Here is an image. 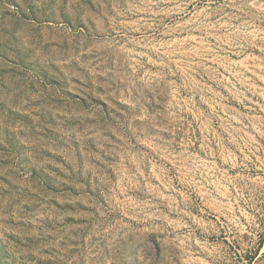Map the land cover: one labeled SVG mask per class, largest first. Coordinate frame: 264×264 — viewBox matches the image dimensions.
Here are the masks:
<instances>
[{"label":"rangeland","instance_id":"rangeland-1","mask_svg":"<svg viewBox=\"0 0 264 264\" xmlns=\"http://www.w3.org/2000/svg\"><path fill=\"white\" fill-rule=\"evenodd\" d=\"M190 1L0 0V264H264V0Z\"/></svg>","mask_w":264,"mask_h":264},{"label":"bare ground","instance_id":"bare-ground-1","mask_svg":"<svg viewBox=\"0 0 264 264\" xmlns=\"http://www.w3.org/2000/svg\"><path fill=\"white\" fill-rule=\"evenodd\" d=\"M204 1L205 0H193L192 2L190 1V4H187L186 7H185V11H190L191 7H192V9L194 7L198 8L200 6V3H201L202 4V9L199 10V12H198L199 13L198 14L199 17L203 18L204 20H212L214 18L213 13L209 12L208 10L212 9L211 5L214 3V0H208V1H205V2ZM193 4H194V7H193ZM205 11H207V12H205ZM195 18H197V17H195Z\"/></svg>","mask_w":264,"mask_h":264}]
</instances>
